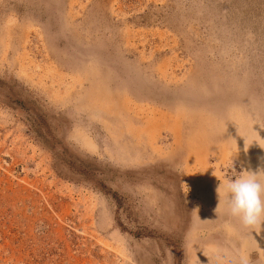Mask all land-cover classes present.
<instances>
[{
  "label": "rangeland",
  "instance_id": "obj_1",
  "mask_svg": "<svg viewBox=\"0 0 264 264\" xmlns=\"http://www.w3.org/2000/svg\"><path fill=\"white\" fill-rule=\"evenodd\" d=\"M249 171L264 0H0V264H264Z\"/></svg>",
  "mask_w": 264,
  "mask_h": 264
},
{
  "label": "clouds",
  "instance_id": "obj_2",
  "mask_svg": "<svg viewBox=\"0 0 264 264\" xmlns=\"http://www.w3.org/2000/svg\"><path fill=\"white\" fill-rule=\"evenodd\" d=\"M230 214L251 231L264 228V181L247 172L225 185Z\"/></svg>",
  "mask_w": 264,
  "mask_h": 264
},
{
  "label": "bare ground",
  "instance_id": "obj_3",
  "mask_svg": "<svg viewBox=\"0 0 264 264\" xmlns=\"http://www.w3.org/2000/svg\"><path fill=\"white\" fill-rule=\"evenodd\" d=\"M263 242H264V234H263Z\"/></svg>",
  "mask_w": 264,
  "mask_h": 264
}]
</instances>
